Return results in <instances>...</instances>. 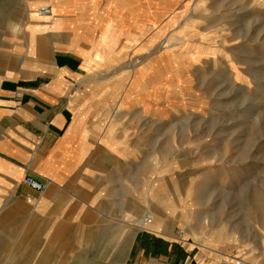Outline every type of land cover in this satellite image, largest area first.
I'll return each mask as SVG.
<instances>
[{
	"label": "rangeland",
	"instance_id": "374dc122",
	"mask_svg": "<svg viewBox=\"0 0 264 264\" xmlns=\"http://www.w3.org/2000/svg\"><path fill=\"white\" fill-rule=\"evenodd\" d=\"M30 5L0 0V51L8 50L2 41L26 44L6 30L22 12L28 17ZM93 9L99 18L85 15L83 27L94 39L101 36L98 55L107 59L86 70L109 75L111 86L122 77L118 114L110 94L101 110L124 142L125 200L129 189L141 200L139 208L130 205L135 217L125 215L126 231L168 226L166 214L174 210L175 217L185 215L174 234L188 229L190 245L179 242L197 259L264 264V0H101ZM152 190H163L170 209L148 199ZM136 233L132 240L125 235V248L113 259L0 264H128ZM28 239L24 247L36 248L34 236ZM12 241L0 237L1 254L18 246Z\"/></svg>",
	"mask_w": 264,
	"mask_h": 264
},
{
	"label": "crops",
	"instance_id": "0c3cea01",
	"mask_svg": "<svg viewBox=\"0 0 264 264\" xmlns=\"http://www.w3.org/2000/svg\"><path fill=\"white\" fill-rule=\"evenodd\" d=\"M64 1L30 0L29 16L43 4L51 16L24 22L22 12L21 27L6 32L26 44L2 41L8 50L0 51V237L18 246L0 253V262L113 259L124 250L125 235L132 240L137 232L128 264H213L179 241L146 229L126 231L125 215L135 217L130 205L139 208L141 200L131 189L125 200L124 142L101 110L110 94L117 112L122 77L111 86L109 75L86 70L99 57L107 59L98 55L101 36H90L82 21L87 14L99 18L93 8L101 0ZM26 176L43 183L44 191L27 187ZM31 236L37 247H24ZM109 238L113 245H106Z\"/></svg>",
	"mask_w": 264,
	"mask_h": 264
},
{
	"label": "bare ground",
	"instance_id": "6f19581e",
	"mask_svg": "<svg viewBox=\"0 0 264 264\" xmlns=\"http://www.w3.org/2000/svg\"><path fill=\"white\" fill-rule=\"evenodd\" d=\"M50 4V3H49ZM50 7V6H49ZM26 12V11H25ZM33 12H35V11H33ZM55 12V11H54ZM61 12V11H60ZM62 13V12H61ZM51 14H52V10H51ZM29 16V15H28ZM51 16V15H50ZM50 16H46V17H39V18H47V17H50ZM27 19L29 20V22H30V19L27 17ZM32 20V19H31ZM44 21V20H43ZM13 24L12 25H10V27H9V29H11L12 31H17L20 27H21V22H20V20H18V21H14L13 20ZM44 28V27H43ZM48 29V28H47ZM46 37H44V39H45ZM136 63V62H135ZM137 65H138V63H136V64H133L132 66H131V74H133V75H136V73H137V71H135V68L137 67ZM162 193H160V192H158V191H151V193H149V197H148V199L150 200V201H152L153 202V204H155L156 206H158V207H160L161 209H170V203H169V200L167 199V195H164L163 194V190L161 191ZM144 204L146 205V204H149V202L146 200L145 202H144ZM147 206V205H146ZM145 206V207H146ZM167 216H168V218H169V216L172 218L171 220H172V222L173 223H171L170 225H168V226H161V227H159V226H157L155 229H156V231H154V232H156V233H158L159 235H162V236H164V237H166V238H168V239H170V240H175V241H182V242H186V244H189L190 245V242H188L187 241V238L189 237V231H188V229H186L185 231H183V233L181 234V237L180 238H178V237H176L175 236V234H174V232H173V230H174V227H175V225L177 224V221L179 222V220H180V218H182V217H184L185 218V215H184V213H180V214H178V215H176V217H175V215H174V210H171V211H169V213H167L166 214ZM170 220V219H169ZM188 236V237H187ZM250 263H252V264H260V263H258V262H256V261H253V262H250Z\"/></svg>",
	"mask_w": 264,
	"mask_h": 264
},
{
	"label": "built area",
	"instance_id": "2783aa9c",
	"mask_svg": "<svg viewBox=\"0 0 264 264\" xmlns=\"http://www.w3.org/2000/svg\"><path fill=\"white\" fill-rule=\"evenodd\" d=\"M35 14L38 17H46V16H50L51 15V9L48 6H39L36 10H35ZM23 183L29 187L30 189L36 191V192H43L45 189V185L41 182H39L38 180L34 179L33 177L30 176H26L23 180ZM29 203H33L31 199L27 200ZM148 220H150L148 218ZM183 232L180 230L179 231V235H181ZM224 264H252L249 263L241 258H233L230 259L229 261H227Z\"/></svg>",
	"mask_w": 264,
	"mask_h": 264
}]
</instances>
